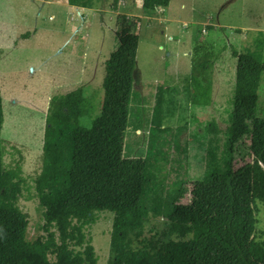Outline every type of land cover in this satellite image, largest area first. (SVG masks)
I'll use <instances>...</instances> for the list:
<instances>
[{
    "label": "trees",
    "instance_id": "trees-1",
    "mask_svg": "<svg viewBox=\"0 0 264 264\" xmlns=\"http://www.w3.org/2000/svg\"><path fill=\"white\" fill-rule=\"evenodd\" d=\"M169 1L142 0L141 7L154 11ZM122 22L104 62L99 110L81 86L49 101L33 179L42 223L30 239L18 204L25 180L19 164H5L0 138V264H97L85 229L98 211L112 214L109 264H264V234L256 226L264 203V117L258 114L264 63L230 47L236 62L227 124L221 130L213 118L204 122L197 135L206 143L203 172L188 181L187 142L165 123L174 114V86L156 83L144 151L128 154L127 130L140 128L142 116L138 108L132 114L138 36ZM211 58L200 47L193 51L186 88L192 105L211 103ZM2 123L0 93V131ZM173 154L183 173L169 180ZM151 218H164L169 227L162 239L139 240L134 248L129 235L138 238Z\"/></svg>",
    "mask_w": 264,
    "mask_h": 264
},
{
    "label": "rangeland",
    "instance_id": "rangeland-1",
    "mask_svg": "<svg viewBox=\"0 0 264 264\" xmlns=\"http://www.w3.org/2000/svg\"><path fill=\"white\" fill-rule=\"evenodd\" d=\"M123 19L138 36L132 114L138 108L142 116L140 128L134 131L130 125L127 130L128 154L144 151L145 121L156 83L174 86V114L165 123L176 128L180 143L187 142L188 181L203 172L206 143L197 135L204 122L213 118L221 130L227 124L236 62L230 47L264 63V0H170L166 8L149 12L142 9L141 0H91L85 7L69 0H0V138L5 164H19L25 180L18 204L28 219V239L42 223L33 179L40 170L49 101L81 86L99 110L104 62L117 46ZM197 47L213 62L212 100L207 106L192 105L186 93ZM258 94V114L264 117V72ZM175 158L173 154L169 180L183 173ZM111 224L112 214L98 211L85 229L97 264H109ZM256 226L264 234V203L258 204ZM168 227L164 218H151L138 238L129 235L133 247L141 246L139 240L162 239L161 231Z\"/></svg>",
    "mask_w": 264,
    "mask_h": 264
},
{
    "label": "crops",
    "instance_id": "crops-1",
    "mask_svg": "<svg viewBox=\"0 0 264 264\" xmlns=\"http://www.w3.org/2000/svg\"><path fill=\"white\" fill-rule=\"evenodd\" d=\"M142 1V0H141ZM159 9H163V8H159ZM191 61V60H190Z\"/></svg>",
    "mask_w": 264,
    "mask_h": 264
}]
</instances>
